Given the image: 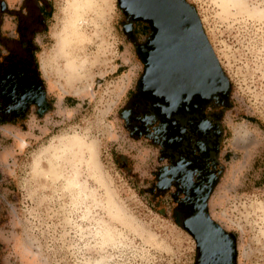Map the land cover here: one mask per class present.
I'll list each match as a JSON object with an SVG mask.
<instances>
[{"label":"rangeland","instance_id":"rangeland-1","mask_svg":"<svg viewBox=\"0 0 264 264\" xmlns=\"http://www.w3.org/2000/svg\"><path fill=\"white\" fill-rule=\"evenodd\" d=\"M185 1L228 81L208 210L235 236L236 264H264V0ZM40 7L45 103L0 119V264H193L173 199L153 189L157 147L119 115L142 65L118 0Z\"/></svg>","mask_w":264,"mask_h":264},{"label":"flooded vegetation","instance_id":"flooded-vegetation-1","mask_svg":"<svg viewBox=\"0 0 264 264\" xmlns=\"http://www.w3.org/2000/svg\"><path fill=\"white\" fill-rule=\"evenodd\" d=\"M14 4L0 0V21L4 15L14 20L13 33H0V118H17L23 108L45 103L33 66L34 38L43 29L41 0ZM118 5L123 32L142 65L134 90L120 110L126 118L124 128L130 137H144L157 147L160 164L153 173V189L173 199V219L193 234V264H236L235 236L213 219L207 206L219 172L220 116L226 94L215 93L208 99L191 95L187 100L181 95L171 107L164 97L145 89L139 80L153 28L135 16L127 0H119ZM141 31L144 37L139 39Z\"/></svg>","mask_w":264,"mask_h":264},{"label":"water","instance_id":"water-1","mask_svg":"<svg viewBox=\"0 0 264 264\" xmlns=\"http://www.w3.org/2000/svg\"><path fill=\"white\" fill-rule=\"evenodd\" d=\"M127 3L135 16L149 21L153 28L147 43L151 49L139 80L145 89L164 97L171 107L181 95L187 100L191 95L208 99L215 93H227L228 81L195 10L185 0H127Z\"/></svg>","mask_w":264,"mask_h":264},{"label":"trees","instance_id":"trees-1","mask_svg":"<svg viewBox=\"0 0 264 264\" xmlns=\"http://www.w3.org/2000/svg\"><path fill=\"white\" fill-rule=\"evenodd\" d=\"M43 16H44V15H43ZM43 18H44V17H43ZM33 66H34V70H35V73H36V77H37V79L40 81V85H41V89H42V93H43L42 82H41V79H40V77H39V72H38V70H37V64H36V61L33 62ZM25 111H26L25 108H23L22 110H20L19 113L16 114L17 118H18V117H22L23 114L25 113ZM13 118H15V117H5V118H0V119H1V120H6V121H7V120H11V119H13Z\"/></svg>","mask_w":264,"mask_h":264},{"label":"clouds","instance_id":"clouds-1","mask_svg":"<svg viewBox=\"0 0 264 264\" xmlns=\"http://www.w3.org/2000/svg\"><path fill=\"white\" fill-rule=\"evenodd\" d=\"M119 115H120V117H121L122 119H126V118L123 117V113H119ZM129 115H131L130 112H129Z\"/></svg>","mask_w":264,"mask_h":264},{"label":"bare ground","instance_id":"bare-ground-1","mask_svg":"<svg viewBox=\"0 0 264 264\" xmlns=\"http://www.w3.org/2000/svg\"><path fill=\"white\" fill-rule=\"evenodd\" d=\"M92 155V154H91ZM93 177V176H92ZM98 181V180H97ZM103 189V188H102ZM108 200V199H107Z\"/></svg>","mask_w":264,"mask_h":264}]
</instances>
